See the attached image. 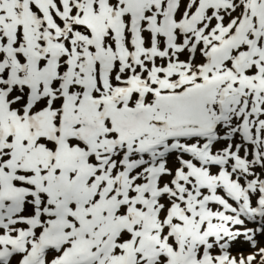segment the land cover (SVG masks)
Here are the masks:
<instances>
[{"label": "snow or ice", "instance_id": "6c2138e0", "mask_svg": "<svg viewBox=\"0 0 264 264\" xmlns=\"http://www.w3.org/2000/svg\"><path fill=\"white\" fill-rule=\"evenodd\" d=\"M0 264H264V0H0Z\"/></svg>", "mask_w": 264, "mask_h": 264}]
</instances>
